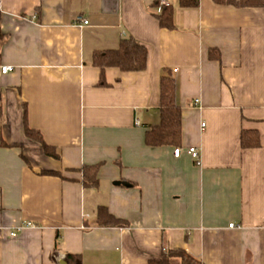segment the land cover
Instances as JSON below:
<instances>
[{
	"label": "crops",
	"instance_id": "0c3cea01",
	"mask_svg": "<svg viewBox=\"0 0 264 264\" xmlns=\"http://www.w3.org/2000/svg\"><path fill=\"white\" fill-rule=\"evenodd\" d=\"M156 2L0 0L9 36L0 51V264H61L68 254L148 264L166 248L202 264H264V7L166 0L168 29ZM128 36L148 48L147 68L108 67L99 85L94 52ZM167 69L183 115L178 157L145 143ZM23 105L60 159L26 137ZM242 130H257L260 145L242 148ZM97 163L99 184L86 187L78 170ZM100 205L129 225H96Z\"/></svg>",
	"mask_w": 264,
	"mask_h": 264
},
{
	"label": "trees",
	"instance_id": "16d2710c",
	"mask_svg": "<svg viewBox=\"0 0 264 264\" xmlns=\"http://www.w3.org/2000/svg\"><path fill=\"white\" fill-rule=\"evenodd\" d=\"M220 3H233L237 6H255L264 7V0H216ZM199 0H180L183 7H192L198 4ZM159 6V0L155 3ZM173 6L165 4L161 6L160 12L155 13V18L163 28L172 29ZM9 36L0 28V51L3 45L8 41ZM213 49L209 50L212 58L217 57ZM148 48L137 41L134 37L128 36L122 38L119 46L114 49L97 50L92 57V64L99 68V85H106L105 71L108 67H117L121 71H143L148 65ZM23 127L26 137L33 140L41 146L46 155L60 159L55 147L47 144L41 132L29 126L27 120V108L23 105ZM160 120L157 124L148 126L145 134V143L150 147L172 146L180 147L183 137V115L182 108L176 101V82L170 70L160 77ZM242 148H253L260 145V136L257 130H242L241 132ZM101 163L93 165H84L78 171L82 173V182L86 187H97L99 184L98 172ZM54 175H61L60 172L46 171ZM96 225L98 226H117L125 227L129 223L123 218L116 217L105 205H100L97 209ZM59 237V235H58ZM57 237V239H58ZM202 264L197 258L192 256L183 248H166L158 257L150 259L148 264ZM67 264H83L78 254H68L66 256Z\"/></svg>",
	"mask_w": 264,
	"mask_h": 264
},
{
	"label": "built area",
	"instance_id": "2783aa9c",
	"mask_svg": "<svg viewBox=\"0 0 264 264\" xmlns=\"http://www.w3.org/2000/svg\"><path fill=\"white\" fill-rule=\"evenodd\" d=\"M165 4H167L166 3V0H159V6L157 8V11L160 12L161 6L162 5H165ZM77 20H79L84 25L85 24H88V22H89L87 19L83 18L82 16H78L77 17ZM12 70H14V67L13 66H10V65H3V66H1V72L2 73H6V72H9V71H12ZM198 102H199V100L196 99L195 100V103H198ZM202 125L204 126V124H202ZM181 153H182V149L180 147H177V148L174 149V155L175 156L178 157ZM187 153L189 155H191V157L196 162H199L200 161V154H199V151L197 150L196 147H189L188 150H187ZM25 226H32V223L31 222H28V223L25 224ZM229 227H239V225H236L234 223H230L229 224ZM22 228H23V226H19V228H17L16 231H20ZM16 231L15 232H12L11 234L12 235H15L17 233Z\"/></svg>",
	"mask_w": 264,
	"mask_h": 264
},
{
	"label": "water",
	"instance_id": "95a60500",
	"mask_svg": "<svg viewBox=\"0 0 264 264\" xmlns=\"http://www.w3.org/2000/svg\"><path fill=\"white\" fill-rule=\"evenodd\" d=\"M61 264H67V262L64 260L63 262H61Z\"/></svg>",
	"mask_w": 264,
	"mask_h": 264
}]
</instances>
